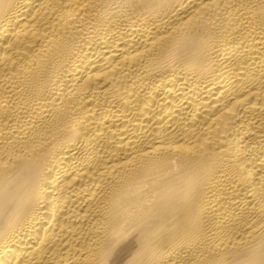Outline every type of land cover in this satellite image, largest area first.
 I'll list each match as a JSON object with an SVG mask.
<instances>
[{
  "label": "bare ground",
  "instance_id": "1",
  "mask_svg": "<svg viewBox=\"0 0 264 264\" xmlns=\"http://www.w3.org/2000/svg\"><path fill=\"white\" fill-rule=\"evenodd\" d=\"M0 264H264V0H0Z\"/></svg>",
  "mask_w": 264,
  "mask_h": 264
}]
</instances>
